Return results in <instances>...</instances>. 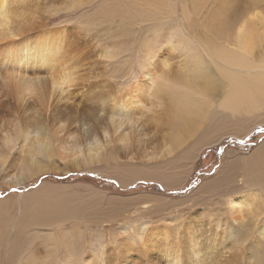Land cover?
I'll use <instances>...</instances> for the list:
<instances>
[{"label":"rangeland","instance_id":"1","mask_svg":"<svg viewBox=\"0 0 264 264\" xmlns=\"http://www.w3.org/2000/svg\"><path fill=\"white\" fill-rule=\"evenodd\" d=\"M171 1L175 8L162 0H11L20 17L14 34L0 40V264H173L172 256L182 264H264V166L247 162L264 142V120L259 111L222 106L226 81L200 36L227 42L249 2L228 0L235 12L220 36L219 0ZM45 31L61 36L51 73L74 76L64 92L45 89L51 73L44 67L18 68L16 57L43 43ZM202 68L208 115L167 154L173 128L166 78L202 82ZM16 70H38L42 89L17 95L6 84ZM128 96L139 101L135 128L110 119L113 103ZM236 128L242 131L230 134ZM7 132H19L10 152L2 146ZM37 132L53 145L59 169L9 184L31 161ZM96 139L102 161L63 169L59 156L71 152L68 145L87 152ZM232 198L244 200L232 207Z\"/></svg>","mask_w":264,"mask_h":264},{"label":"bare ground","instance_id":"2","mask_svg":"<svg viewBox=\"0 0 264 264\" xmlns=\"http://www.w3.org/2000/svg\"><path fill=\"white\" fill-rule=\"evenodd\" d=\"M162 2L174 8L176 6L171 0H162ZM248 2V16L242 20L234 37H232L230 32L228 33L227 42H220L205 31L200 36H205L207 40L206 44L210 49L211 62H215L219 72L222 74L221 76L226 81V93L224 97L222 96V106L228 110L235 111L242 108L247 113L259 111L261 113L256 115V118L264 120V0H248ZM14 10L11 0H0V40L3 37L14 34V22L20 17L18 11ZM234 12L235 9L231 7L228 0H219V6L214 14V22L218 24L217 35L222 36L226 33V25L232 20L231 14ZM198 31L200 34V30ZM45 33L46 36L42 35L39 37V41L43 43L38 45L37 48L27 46L25 52L21 51V56L16 57L19 69H22L24 65H28L27 63L36 64L34 65L36 67L33 69L41 66L50 73V70L55 68L60 47L57 41L61 39V36L59 34L56 35L53 31H45ZM7 50L8 53H12L10 48H7ZM34 71L37 72H33L34 75L31 74L33 75L31 76L22 74L19 70H16L8 75L10 79L7 82L5 80V82L8 86H10V82L13 84L12 88L17 95L24 93V91L33 94L37 93L43 87L41 85L42 77L37 75L38 70ZM203 71L204 68L198 69V75L202 82H192L187 78H181L178 82L174 83L171 79L166 78L169 81L167 86L171 89L170 116L171 127L173 128L170 142H168L169 145L166 151H164L167 154H171L175 149L180 147L189 137L188 133L194 130L197 123L205 120L208 115L209 99L207 98L206 90L208 88L205 81L208 79L209 74L207 72L203 73ZM54 73L47 74L50 80L48 82L49 86L45 83V89L51 91V93L64 92L70 86V82L73 81L72 77L74 76L70 74L57 76ZM3 78L5 79V77ZM128 98L124 97L113 103L110 119L113 122L115 121L119 126L125 123L131 128H135L137 120L135 121L132 114L133 103L136 101L134 103L136 105L139 101H133L134 98L132 96H128ZM104 104L106 105L107 101L104 100ZM119 115L126 119H120ZM180 119H183V121ZM253 121L249 123L250 125L248 124V128L245 127L242 134L250 129ZM241 131L242 128H236L230 134L238 135V132ZM18 133L7 132L4 135L2 146L7 149L6 151H12L19 140ZM105 133L108 134V131ZM28 134L29 132L25 138L28 137ZM33 138V142L29 146V159L31 161L29 163L24 162L20 174L15 175V178L8 179V183H21L30 177L34 170L45 172L49 168L59 169V165L56 164L58 159L51 158L53 156L51 153L53 151L51 142L44 140L40 132H37ZM121 139L125 145L130 142L128 134H125ZM103 146L102 141L96 139L95 148L89 146L88 151L84 152L74 143V145H68V149L71 152H63L65 155L59 156V160L64 162V170H76L85 164L102 161L104 159L102 157ZM6 151L1 152L3 162L7 158L8 152ZM247 162L249 166H264V142L252 153ZM262 182L264 184V176ZM243 200L232 198V207H238L242 204ZM261 234L264 236V227L261 228ZM197 254H200V252ZM171 258L173 264H182L181 258L177 256L175 258L172 256ZM84 264H88L87 261Z\"/></svg>","mask_w":264,"mask_h":264},{"label":"trees","instance_id":"3","mask_svg":"<svg viewBox=\"0 0 264 264\" xmlns=\"http://www.w3.org/2000/svg\"><path fill=\"white\" fill-rule=\"evenodd\" d=\"M56 178L58 179H71V178H75L73 175H54ZM84 180H88V181H91L94 179V177L92 175H84Z\"/></svg>","mask_w":264,"mask_h":264},{"label":"water","instance_id":"4","mask_svg":"<svg viewBox=\"0 0 264 264\" xmlns=\"http://www.w3.org/2000/svg\"><path fill=\"white\" fill-rule=\"evenodd\" d=\"M192 185H195V183L191 184V186H192ZM179 192H181V193H182V191H181V190H179Z\"/></svg>","mask_w":264,"mask_h":264},{"label":"snow or ice","instance_id":"5","mask_svg":"<svg viewBox=\"0 0 264 264\" xmlns=\"http://www.w3.org/2000/svg\"><path fill=\"white\" fill-rule=\"evenodd\" d=\"M15 190V189H14Z\"/></svg>","mask_w":264,"mask_h":264}]
</instances>
